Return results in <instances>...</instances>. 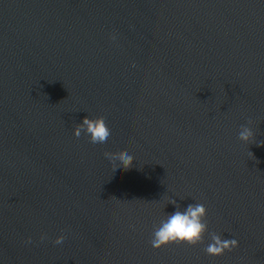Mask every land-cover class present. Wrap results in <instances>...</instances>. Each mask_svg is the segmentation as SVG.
<instances>
[{
    "label": "water",
    "instance_id": "water-1",
    "mask_svg": "<svg viewBox=\"0 0 264 264\" xmlns=\"http://www.w3.org/2000/svg\"><path fill=\"white\" fill-rule=\"evenodd\" d=\"M189 203L203 239L154 248ZM0 264H264V0H0Z\"/></svg>",
    "mask_w": 264,
    "mask_h": 264
},
{
    "label": "clouds",
    "instance_id": "clouds-1",
    "mask_svg": "<svg viewBox=\"0 0 264 264\" xmlns=\"http://www.w3.org/2000/svg\"><path fill=\"white\" fill-rule=\"evenodd\" d=\"M113 39H115V36H113ZM250 125L251 120L248 124L241 125L240 140L244 142L254 140L256 134ZM82 132L92 144L106 145L114 139L112 130L107 126L103 116L90 117L85 115L74 128L75 136L79 137ZM104 155L116 171L132 167L133 162L136 160L134 155L130 153L114 155L111 152H105ZM206 215V207L201 203H189L182 208L177 206L174 211L161 219L158 226L154 228L150 241L151 245L154 248H160L177 241L197 244L203 239V234L207 231V223L204 220ZM45 235L42 234L41 239H44ZM28 240L30 242L31 237ZM63 241V234L58 235L55 239L56 244H61ZM238 246V239L234 237L222 238L220 235L213 233L211 234V242L206 245L204 250L210 255H222L225 250H231Z\"/></svg>",
    "mask_w": 264,
    "mask_h": 264
}]
</instances>
